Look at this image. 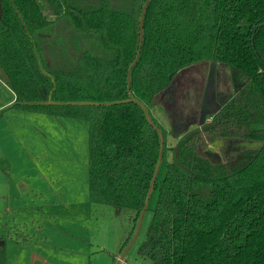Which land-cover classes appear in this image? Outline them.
Listing matches in <instances>:
<instances>
[{
    "label": "trees",
    "instance_id": "trees-1",
    "mask_svg": "<svg viewBox=\"0 0 264 264\" xmlns=\"http://www.w3.org/2000/svg\"><path fill=\"white\" fill-rule=\"evenodd\" d=\"M44 2L0 0V69L22 108L88 122L90 201L139 219L148 200L138 252L149 264H264V0ZM206 62L247 83L163 155L154 180L164 131L147 107ZM223 137L262 145L214 163L209 144Z\"/></svg>",
    "mask_w": 264,
    "mask_h": 264
},
{
    "label": "rangeland",
    "instance_id": "rangeland-1",
    "mask_svg": "<svg viewBox=\"0 0 264 264\" xmlns=\"http://www.w3.org/2000/svg\"><path fill=\"white\" fill-rule=\"evenodd\" d=\"M210 66L214 68L211 74ZM244 80V73L227 64L189 66L154 100L152 113L161 116L159 122L167 135L170 128L178 132L198 123L203 107L216 113ZM2 85L5 76L0 69V236H7L9 258L20 256L22 264H30L34 254L56 264H149L138 249L152 212L136 219L129 209L90 201L88 122L31 112L15 101L9 103L13 93ZM210 117L207 122L212 121ZM174 145L165 139L168 162ZM261 145L251 139L223 137L208 149L212 162L230 163L243 151ZM37 192L44 193L49 202H41L35 197ZM34 200L45 205V213L30 210ZM14 226L30 234V249L18 248L8 235ZM9 264L17 263L10 260Z\"/></svg>",
    "mask_w": 264,
    "mask_h": 264
},
{
    "label": "crops",
    "instance_id": "crops-1",
    "mask_svg": "<svg viewBox=\"0 0 264 264\" xmlns=\"http://www.w3.org/2000/svg\"><path fill=\"white\" fill-rule=\"evenodd\" d=\"M213 70H214V68H213V66H210L209 68H208V72L211 74L212 72H213ZM247 83V78H246V76H245V80H244V83H243V85H239L240 86V89L245 85ZM6 85V86H5ZM5 85H2V87H3V89H5V91H7L8 90V86H7V84H6V80H5ZM8 87V88H7ZM240 89H235V93L234 94H231V97H233ZM169 90V89H168ZM167 90V91H168ZM167 91H165V92H167ZM11 92L13 93V96H12V99L9 101V103H13L14 101H15V103L17 104V97H16V95L14 94V92L11 90ZM165 92H163V93H165ZM163 93H161L162 95H163ZM160 94V95H161ZM159 96V95H158ZM157 96V97H158ZM156 97V98H157ZM230 97V98H231ZM155 98V99H156ZM229 98V99H230ZM228 99V100H229ZM155 102L153 101L152 102V104L150 105V106H148L149 107V113L151 114V116H153V118L158 122V124L160 125V126H162V124L159 122L160 120H163V119H161V116L159 115H153V113H152V108L153 107H155L156 106V104H154ZM16 104H14V105H16ZM2 108V107H1ZM202 109V108H201ZM203 114H202V117H201V119H200V121L198 122V123H196V124H192V125H190V126H187V127H185V128H183V129H181L180 131H178V132H175V130H172L171 128H170V134H168L167 135V133H169V132H166L165 131V126L163 125V127H164V129H163V131H165L164 132V135H163V137H164V143H165V139H166V141H167V143H169V145H170V143L171 144H173V142L175 143V145L178 143V141L185 135V134H187L189 131H191V130H193V129H195V128H201L202 127V125L204 124V123H206L207 121H209L210 119H211V115H212V113H213V111L214 110H209L208 108H206V110H205V108L203 107ZM200 116V115H199ZM2 117V113L0 112V118ZM167 136V137H166ZM167 138H168V140H167ZM174 145V146H175ZM36 196L35 197H37L41 202H49L48 200H47V196L44 194V193H40V192H37L36 194H35ZM34 202V204L35 205H32V208L30 209V210H33L34 208H37L38 210V212H40V213H45V205H37L36 204V200H34L33 201ZM26 225V228L27 229H29V225L28 224H25ZM13 229H15L13 232H11L10 234H8V235H11V237H12V240H15V242H16V244H17V247L18 248H25V249H30L32 246L31 245H33V240H30V234L26 231V230H24V229H22V228H18V227H16V226H14L13 227ZM16 231H20V233H22L24 236H26L27 237V240H28V243L27 244H22V243H20V241L21 240H17L15 237H16V235H17V232ZM6 251H7V246H6ZM9 255V253L7 252V254H6V264H9V261L10 260H14L17 264H22L21 262H20V256H15V257H13L12 259H10L9 257L10 256H8ZM31 257V263L30 264H38V263H41V264H56L55 262H53V261H51L48 257H46V256H38V255H36V254H34V256H30Z\"/></svg>",
    "mask_w": 264,
    "mask_h": 264
},
{
    "label": "water",
    "instance_id": "water-1",
    "mask_svg": "<svg viewBox=\"0 0 264 264\" xmlns=\"http://www.w3.org/2000/svg\"><path fill=\"white\" fill-rule=\"evenodd\" d=\"M148 2H149V0H148ZM148 2H147V3H148ZM142 20H143V17H142ZM142 42H143V35L141 34L140 48H139V51H138V57H137L135 63L137 62V60H138V58H139V56H140V54H141ZM135 63H134V64H135ZM147 114H148V116L150 117V113H149V110H148V109H147ZM161 138H162V140H161V154H160L159 163H158V166H157V169H156V173H155V176H154V180H155V178H156V176H157V174H158V171H159L160 165H161L162 160H163V155H164V137H163V133H162V132H161ZM150 194H151V190H150V193H149L148 199H149V197H150ZM147 205H148V200H147V202H146L145 208L143 209V211H142V213H141L140 218H143V216L145 215ZM120 260H121V259H120Z\"/></svg>",
    "mask_w": 264,
    "mask_h": 264
}]
</instances>
